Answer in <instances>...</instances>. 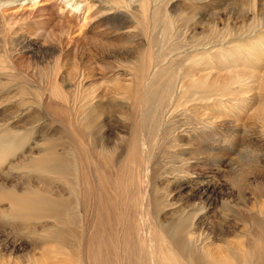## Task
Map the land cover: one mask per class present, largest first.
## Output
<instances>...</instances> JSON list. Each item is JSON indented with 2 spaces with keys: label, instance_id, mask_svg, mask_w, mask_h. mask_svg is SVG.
Masks as SVG:
<instances>
[{
  "label": "bare ground",
  "instance_id": "obj_1",
  "mask_svg": "<svg viewBox=\"0 0 264 264\" xmlns=\"http://www.w3.org/2000/svg\"><path fill=\"white\" fill-rule=\"evenodd\" d=\"M93 1L98 2L96 11L92 9ZM180 1L183 0H0V22L11 21L12 11L28 13L29 19L50 7H62L58 12L71 11L70 19H65L73 24L67 46L86 38L94 16L117 27L135 21L137 15L144 19L146 27L138 48L143 54L133 63L130 77L127 75L129 81L118 99L116 114L103 112L105 104L95 90L85 94L79 88L85 80L84 71L78 73L77 91L70 84L66 89L58 83L52 70L64 52L54 46L41 62L42 69L48 71L29 72L30 79L37 82L42 110L30 96L21 95L24 102L19 106L24 107H13L14 113L7 112L1 120L0 165L20 150L21 144L15 143L38 134L42 143L24 156L23 167L41 171L46 186L40 190L26 184L18 192L15 187L0 185V203L4 202L0 215L8 230L13 229L15 220L45 219L42 240L58 246L56 252L48 248L46 254H59L65 264H236L232 258L216 262L203 253L207 236L195 226L208 210L207 205L173 201L172 189L166 184L179 190L202 189L203 193L223 160L233 166L234 157L224 154L240 153L238 126L222 130L226 127L216 123L218 118L201 107L238 97L243 75L227 71L225 77L217 74L207 79L210 72L196 74L194 64L213 59L204 49L224 44L234 33L237 37L261 33L263 2L239 0L237 10L246 18L237 29L228 22L219 26L201 9L202 17L210 19L206 28L196 31L193 23L201 18V11L180 19L174 8ZM97 12L99 15H95ZM27 41L22 34L13 40V48L24 53ZM8 42L3 34L0 53L9 54ZM200 49L199 54L196 51ZM8 71L12 74L5 73L0 65V75L12 77L15 73L13 68ZM23 119L24 125L17 126ZM113 120V124L108 123ZM48 121L58 122L69 134L46 138L52 129L43 127ZM10 165L15 169L16 165ZM206 165L214 170L212 176L203 172ZM256 182L257 187H264L263 181ZM165 212L167 217L160 221L159 215ZM249 248L255 256L249 259L251 253L243 254L238 264H264V243L255 240ZM3 250L5 247L0 248V264H24L16 261L12 251L2 253ZM41 258V263L33 258L26 264H44Z\"/></svg>",
  "mask_w": 264,
  "mask_h": 264
},
{
  "label": "rangeland",
  "instance_id": "obj_2",
  "mask_svg": "<svg viewBox=\"0 0 264 264\" xmlns=\"http://www.w3.org/2000/svg\"><path fill=\"white\" fill-rule=\"evenodd\" d=\"M126 1L129 2V0ZM239 2V0H197L193 3L191 0H183L174 8L177 16L180 13L179 18L183 20L191 17L194 11H201V18L193 23L196 31L207 27L206 23L210 19L206 18L208 14L218 22L219 26L228 22L233 29H237L243 24L242 19L246 18L237 10ZM262 2L261 11L264 12V1ZM93 3H95V6H92L93 11L98 10V2L93 1ZM61 9L62 7L59 9L50 7L48 11H38L34 19H29L28 13L12 11L10 12L11 21L0 22V37L3 34L8 37L10 48L9 54L0 53V65L7 74H12L8 68L15 70L12 77L0 75V123L6 118L7 112L14 113L13 107L15 109L18 107L19 110L24 107L19 106L24 102L21 95L30 96L37 104V109L42 110L40 98L36 92L37 82L30 79L29 72L33 69L38 74L48 71L42 69L41 62L49 57L54 46L55 48L59 46V50L63 48L64 52L61 54L58 66L52 70L55 72V77L60 80H57L58 83H62L61 85L66 89L70 84L71 89L77 91V81L80 80L79 77L77 79L78 73L84 71L85 80L79 88L82 87L85 94L94 93L95 90L105 104L103 112H108L110 115L116 114L114 111L117 108L118 99L129 81L127 75L130 77L133 63L143 54L138 48L146 35L144 19L141 20L134 15L135 21L116 27L111 25L114 24L113 22L104 24L103 20H98L94 16L95 20H92L86 29V38L75 45L67 46L73 24H68L65 19L69 20L72 12L69 10L58 12ZM201 9L206 14L205 18L202 17ZM100 12L95 15H99ZM102 14L107 16L104 12ZM22 34L28 38V50L24 53L13 48V40ZM227 39L224 44L216 43L217 45H212V48L204 49L213 59L208 58L206 63L194 64V69L196 74L210 72L207 79L217 74L225 77L227 71H237L243 75L237 89L238 97H229L221 101L219 105L208 103L201 107L203 112H209L218 118L216 123L226 127L222 130L229 131L231 126H238L240 147L237 149L240 153H225V157H234L235 162L233 166H230L223 160L219 164L220 171L217 174L211 167L205 166L203 172H208L210 176L215 173V176L203 193H201L202 189L195 192L188 189H175L171 184L166 186L172 189L173 201L182 202L184 205H199L200 202L207 205L208 210L198 218L197 226H195L197 231L207 236L202 248L203 253L210 255L209 257L216 262L232 258L238 264L243 254L252 252L249 247L255 240L264 243L262 233L264 187L256 185V181L264 182V28L259 34L252 32L248 36L237 37L234 33V36L231 35ZM201 50L196 52L200 54ZM109 54L113 56L104 59V56ZM107 59H110V62ZM119 61L122 63L119 64ZM211 67L214 69H210ZM42 115L46 114L43 112ZM25 120L18 121L16 125H24ZM113 122L114 120L108 121L109 124ZM50 126L52 129L46 138L58 139L56 135H61L60 138H62L69 134L66 127L58 126V122L48 121L43 127ZM52 133L55 136H51ZM20 142L15 143L21 144L20 150H16L5 163L0 165V185L6 188L15 187L18 192L25 189L26 184L37 186L40 190L45 189L44 174L41 171L23 167L24 156L37 150L38 144L42 143L41 138L33 133ZM10 163L16 165L15 169L10 167ZM54 184L59 185V183ZM0 205L3 208L4 202ZM167 215V212L161 213L158 219L164 221ZM45 223L47 221L42 218L28 221L19 219L15 220L13 229L8 230L6 222L0 215V248L5 247L6 250L2 253L12 251V256L16 257L18 263L23 261L26 264L33 258L39 261L42 253L45 252L41 259L46 264H62L63 259L59 254H46L48 248L51 250L49 252H56L58 246L48 239L42 240L44 238L42 234L45 233L42 227ZM254 256L251 253L248 257L252 259Z\"/></svg>",
  "mask_w": 264,
  "mask_h": 264
}]
</instances>
